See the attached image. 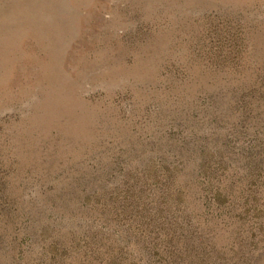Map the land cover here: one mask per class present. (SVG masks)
<instances>
[{
  "label": "rangeland",
  "instance_id": "obj_1",
  "mask_svg": "<svg viewBox=\"0 0 264 264\" xmlns=\"http://www.w3.org/2000/svg\"><path fill=\"white\" fill-rule=\"evenodd\" d=\"M0 264H264V0H0Z\"/></svg>",
  "mask_w": 264,
  "mask_h": 264
}]
</instances>
